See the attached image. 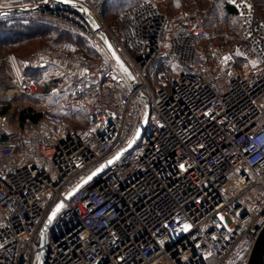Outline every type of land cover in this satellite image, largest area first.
<instances>
[{"label":"built area","instance_id":"obj_1","mask_svg":"<svg viewBox=\"0 0 264 264\" xmlns=\"http://www.w3.org/2000/svg\"><path fill=\"white\" fill-rule=\"evenodd\" d=\"M54 1L0 0V9ZM108 1L68 0L73 12L37 14L65 18L99 40L74 12L81 6L136 89L100 40L99 61L63 48L0 55V264H36L40 229L60 201L43 264H246L264 227V19L253 0H225L241 42L218 51L212 66L199 46L196 12L168 16L145 0L107 26ZM49 68L60 110L82 111L84 127L74 129L41 103V119L14 130L5 110L33 97L38 85L27 71ZM138 94L149 118L137 144L64 201L131 140L144 114Z\"/></svg>","mask_w":264,"mask_h":264},{"label":"trees","instance_id":"obj_2","mask_svg":"<svg viewBox=\"0 0 264 264\" xmlns=\"http://www.w3.org/2000/svg\"><path fill=\"white\" fill-rule=\"evenodd\" d=\"M253 4L256 18L264 19V16L260 14L262 10L264 13V0H253ZM126 5L122 0H109L104 5V15L106 16V13L110 11L117 13L118 8L125 7ZM192 6L204 12L203 18L205 19L211 14L213 18L216 16L220 18L221 22L225 23V28L229 32V40L237 43L241 42L240 25L235 10L227 5L224 0H203L201 5L194 2ZM177 7H181L180 0L175 1V3L167 7V10L159 8L168 16H172L169 15V11ZM238 31L240 36L238 35ZM59 46H65L66 49H63L69 53H78L95 61H99L102 57L89 46L85 38L63 23L47 20L37 13L0 17V55L18 54L17 57L22 59L38 49L62 48ZM69 47H74L75 51H69ZM27 73L38 80L35 94L31 98H27V100H32L36 96L41 78L47 79L44 84V91H50L55 82L52 68L44 71L29 69ZM72 112L70 120H67L71 127L74 129L83 128L85 125L84 113L80 110H72ZM41 117L42 115L39 111L26 108L19 113V124L23 125L25 122L37 123Z\"/></svg>","mask_w":264,"mask_h":264},{"label":"water","instance_id":"obj_3","mask_svg":"<svg viewBox=\"0 0 264 264\" xmlns=\"http://www.w3.org/2000/svg\"><path fill=\"white\" fill-rule=\"evenodd\" d=\"M73 7L76 10L74 12H77L81 18H83L86 22H88L91 25V27L97 33V37L99 38L103 48L105 49L109 57L116 63L120 72L126 77L128 82L131 84L132 88L136 89L137 84L134 81V77L131 71L129 70L125 62L122 60V58L115 51L108 36L101 31L100 27L95 22V20L92 17H90L81 6L73 5ZM52 8H54L55 10L72 11L71 9H69V5L67 3H61L59 0H57L54 1L52 5L49 4V5L37 6L31 8L14 7V8L0 9V17L43 13L51 10ZM138 98L144 101V114L131 140L123 148L117 151L111 158L101 163L98 167H96L88 175H86L82 180H80L74 187H72L69 191H67V193L63 197L64 201L69 200L76 192H78L80 189L84 188L88 183H90L91 181L102 175L111 165H113L117 160L121 159L127 152H129L137 144V142L141 138L147 126V122L149 118V106L146 98L144 97L143 94H138ZM63 204H64L63 201H60L50 211V213L48 214L47 218L45 219L40 229L38 243L36 247L37 249L36 264H43L44 262L47 232L49 230L51 222L53 221L55 215L61 209ZM246 264H264V227L257 235L255 241L253 242Z\"/></svg>","mask_w":264,"mask_h":264},{"label":"rangeland","instance_id":"obj_4","mask_svg":"<svg viewBox=\"0 0 264 264\" xmlns=\"http://www.w3.org/2000/svg\"><path fill=\"white\" fill-rule=\"evenodd\" d=\"M122 1H124L127 5L125 7L118 8L117 13L120 10L126 9V8L136 4L138 2L145 1V0H122ZM150 1H153L161 9L167 10V7H169L170 5L175 3V1H179V0H150ZM180 1H181V7H179V8L177 7V8L172 9V11H169V15H173L179 11H194V12H196V14L198 15V17L201 21V25H202L203 31H204V36L201 39V41L199 42V46L202 49V52H203L204 56L207 58V60L209 61V63L212 66H215L216 62H217L216 54H218L217 53L218 51H221L224 49H230V48L234 47L235 45L240 44V42L238 41L239 43H237V42H233V41L229 40V38H228L229 32L225 28L226 27L225 23L221 22L220 18H218L217 16L215 18H213V15L211 14V15H208L207 16L208 18L205 19V18H203L204 12H202L200 9L192 6L194 2H197L198 4L201 5L203 0H180ZM117 13L110 11L109 13H106V16L104 15V22L107 26H111L114 24V22L116 20ZM260 14L262 16H264L263 10L261 11ZM38 15L47 19V20H53L56 22L63 23L68 28L72 29L73 31L80 34L83 38H85L87 40L89 46H91V48L97 54L99 53L101 55L102 49H101V45H100L99 40H97V39L90 40V39L84 37L76 29V27L73 24H71L68 20H66L65 18H57V17H53V16H42L40 14H38ZM238 35L240 36L239 31H238ZM59 47L65 48V46H59ZM68 49H69V51H75L74 47H69ZM213 49L216 52H213ZM10 55L19 59L17 57L18 54L17 55L10 54ZM238 68L242 69L243 65H241V64L238 65ZM46 81H47V79L41 78L40 85L37 89V93H36V96L34 97V99H32V100L21 99V100L17 101L13 106H11L8 109V111L5 110V115H6L5 119L8 121L9 126L11 125L14 130H18V127H19V118H18L19 113L23 109H26V108H32L35 111H40V104L41 103H47L49 105V108L51 111L58 113L66 121L70 120V117L73 114L72 110H69V111H61L60 110L57 100L51 94V90L54 87V84L51 87L50 91H48V90L44 91V84Z\"/></svg>","mask_w":264,"mask_h":264},{"label":"snow or ice","instance_id":"obj_5","mask_svg":"<svg viewBox=\"0 0 264 264\" xmlns=\"http://www.w3.org/2000/svg\"><path fill=\"white\" fill-rule=\"evenodd\" d=\"M61 3H67L68 0H60ZM230 2H234V0H230Z\"/></svg>","mask_w":264,"mask_h":264}]
</instances>
